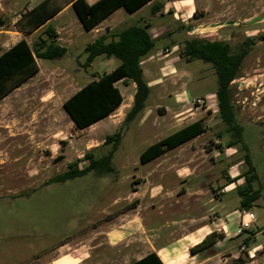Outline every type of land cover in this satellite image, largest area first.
I'll return each instance as SVG.
<instances>
[{
    "label": "rangeland",
    "instance_id": "rangeland-1",
    "mask_svg": "<svg viewBox=\"0 0 264 264\" xmlns=\"http://www.w3.org/2000/svg\"><path fill=\"white\" fill-rule=\"evenodd\" d=\"M40 1L0 0V53L21 38L32 43L43 34V29L33 35L23 32L26 21L21 18L22 13ZM67 1L52 0V3L62 6ZM193 2L194 8L186 12L180 22L182 24L169 29L171 32L164 30V36L155 41L151 51L156 53L159 47H164L159 55L161 60L174 56L173 66L188 73L176 78L164 74L161 86L166 93L157 95L159 86L153 85L148 103L156 100L173 108L177 104L190 105L191 100L194 104L193 100L198 97L216 95L218 83L212 63L202 59L188 60L182 55L185 39H221L236 46L250 36L256 43L232 82L233 101L243 127L241 140L228 145V141L233 139L232 132L226 131L227 127L219 115L216 95L213 106L205 112L210 120L201 138L205 141L201 144L207 153L197 150L193 156V160L201 163L208 173L192 175L184 183H173L170 177L168 180L167 177L160 179L158 173L151 172L148 177L152 182H166L165 187L179 188L174 196L151 199L153 191L146 189L149 184L143 179L154 166L150 163L143 165L140 155L154 135L149 134L152 130L147 126L138 131L140 113L127 126L114 153L113 164L116 167L113 171L91 172L65 182L44 184L52 176L65 171L69 162L83 158L87 151H93L96 156L107 153L111 144H103L104 139L116 131L109 126L101 129L110 120L80 129L63 107L67 98L92 79V74L110 72L120 63L117 57L99 55L87 69L82 67L80 62L86 58L84 48L91 42L92 34L81 28L82 35L78 36L74 28L76 34L70 38V48L64 57L39 59L40 70L0 99V264L46 263L73 246L80 247L79 241L86 236L90 237L86 248L92 247V250L77 264H123L133 259L132 251L141 243H146L149 249L153 245L183 249L189 245L191 236L187 232L196 221L204 215H207L206 220L213 221L218 214L228 223L227 238L197 257L191 252L192 248H186V253L179 255L177 264H195L208 256L213 257L203 264H264V8L257 9L255 0ZM260 2L264 3V0ZM250 16L252 18L245 22L244 19ZM72 19L78 20L73 8L53 21V25L61 27L63 22ZM113 19L117 20L119 29L143 24L145 20L155 26L176 24L173 14L153 16L150 6L136 13H129L122 7ZM258 20L263 22L256 23ZM249 22L250 25L247 24ZM63 34L61 36L65 37ZM175 41L178 46L172 53L166 45L172 46ZM166 65L171 67V62ZM119 85L127 100L131 87L123 83ZM176 87L177 93L174 92ZM210 104L207 101L200 110ZM212 108L214 114H211ZM164 113L165 110H160V114ZM143 131L147 136L138 137ZM219 135L222 139L216 143ZM210 136L211 140L206 139ZM176 152L182 157L185 154L179 149ZM247 152L258 173L254 187L262 189L263 197L259 204L249 209L255 217L252 229L239 233L248 235V242H245L234 238L239 235L237 230L242 221L250 218H243L241 214L237 184L228 183V179L222 176L226 169L232 172L231 168L241 161L237 166L240 177L247 168L244 162ZM215 157L218 159L216 162ZM85 163L88 160L79 165L84 166ZM218 173L221 177L212 181V186L220 190L218 212H215L216 206L210 207L204 200L197 201L182 191L183 187L190 192L199 184L205 186ZM243 182L244 178L240 177L239 184ZM139 217L145 230H139V220L137 226L134 224L133 219ZM130 231L132 234H128ZM251 231L261 233L255 236ZM119 233L127 236L112 246L110 242L117 241ZM180 234L183 236L178 237Z\"/></svg>",
    "mask_w": 264,
    "mask_h": 264
},
{
    "label": "trees",
    "instance_id": "trees-1",
    "mask_svg": "<svg viewBox=\"0 0 264 264\" xmlns=\"http://www.w3.org/2000/svg\"><path fill=\"white\" fill-rule=\"evenodd\" d=\"M152 0H97L89 3L87 0H68L72 2L79 21L86 31H91L101 21L110 16L115 10L123 7L127 12L134 13ZM63 6L52 3V0H42L32 8L22 13L26 27L23 32L30 34L42 27L43 34L32 43L21 38L10 48L0 53V99L16 89L39 70L37 59H60L68 53V48L59 43V34L56 31L52 18ZM151 24H135L119 30L107 29L84 48L86 58L80 65L87 69L96 57H117L118 66L112 71L105 72L92 79L78 91L67 98L63 107L75 125L86 128L112 114L123 102V95L115 84L122 80L124 83L133 81L136 91L131 108L124 120L113 133L104 139L103 144H111L110 150L100 156L93 151L84 153L83 158L68 163V168L52 176L45 183L65 182L69 179L94 172L98 174L109 173L115 169L113 157L125 135L127 126L133 122L145 108L150 95V86L146 81L141 66V60L155 47V40L150 33ZM256 41L247 37L240 44L233 46L229 41L212 40L203 37L185 39L181 54L188 60L202 59L212 63L217 75L218 112L225 123L227 132H232L233 139L228 141L231 146L241 140L242 125L238 121V108L233 101L232 82L242 69L245 57L250 53ZM204 119L192 122L181 129L163 137L149 145L140 155L142 163L149 162L175 147L187 142L191 138L206 131ZM221 136V135H219ZM88 160V164L79 167V162ZM247 168L240 177L244 178L242 184H237L241 209H250L260 203L263 197L261 188H255L254 182L258 173L247 152L244 157ZM237 177H228V183L236 182ZM247 231V230H245ZM255 234L254 231L250 232ZM247 234H239L234 240L244 239L248 242ZM218 240V233H211L198 245L192 247V253L203 252L212 248ZM130 264H165L160 256L152 251L134 260Z\"/></svg>",
    "mask_w": 264,
    "mask_h": 264
},
{
    "label": "crops",
    "instance_id": "crops-1",
    "mask_svg": "<svg viewBox=\"0 0 264 264\" xmlns=\"http://www.w3.org/2000/svg\"><path fill=\"white\" fill-rule=\"evenodd\" d=\"M87 1L89 3H94L97 0H87ZM166 1L167 0H165V1H163V0H152L139 9V10H141L145 6H150L151 13L153 16L165 15L167 13L173 14V20H174V23H176V24H174L171 27L161 26V24H158V26H155L151 23V21L144 19L145 21H147L151 24L149 31H150V33H151V35L155 41L164 36L163 35L164 30H169L171 28H174L175 25L182 24L180 22L183 21V16L186 15V12L188 10H191L194 8L193 7V4H194L193 0H168L167 3H165ZM176 2H179V3L176 5ZM262 2H260V0H255V3L257 4V6H256L257 9L260 7L264 8V3H262ZM260 3H262V4H260ZM62 6H63L62 9L57 14H55L53 16L52 21H55L59 16L68 12L72 8V2L65 3ZM30 8H32V7H30ZM121 8H118L117 10H115L110 16H108L106 19L101 21L91 31H87L88 33L92 34V37H91L92 40L91 41H93L100 34L104 33L107 29H109L111 31L112 30H119L117 20L113 19V18L117 14V12H119V10ZM139 10H137L136 12H138ZM136 12H134V13H136ZM249 18H252V16L245 18L244 21L247 22L246 20ZM141 19H140V21H141ZM70 21H72V22H70ZM262 22L263 21H259V20L256 21V23H259V24ZM247 24L250 25L251 23L249 22ZM251 26H253V25H251ZM54 27L59 34V37H58L59 43L63 46H66L67 48L68 47L70 48V44H71L70 38H72L76 34V33H74V28L77 31L78 36L82 35L81 28L84 29L81 22L79 21V19L78 20L77 19L66 20L65 22H63L61 27H57V26H54ZM41 29H42V27H40L39 29L35 30L34 32H32L30 34L33 35ZM169 32H171V30H169ZM62 33H64L67 37L66 36L62 37L61 36ZM60 40H63V42H60ZM67 40H68V43H64ZM217 40H221V39H217ZM225 41H228V40H225ZM177 46H178V43L176 41L174 42V44L172 46L166 45V47L171 48L172 53L175 52V50H176L175 48ZM10 47H8V48H10ZM69 48H68V51H69ZM163 48L164 47H162V48L159 47L158 50L156 51V53L150 52L149 54L144 56L141 60V66L143 68L144 77H145L146 81L148 82L150 89L153 85H155L157 87L159 86V90L157 92V95H161L163 92L166 93L164 88L162 89L163 86H161V85H163L162 84L163 81H161V80L163 79L164 74H168V77H170V78H176L178 75L182 76V75L186 74V72H187L184 69L176 68L173 66L174 62H175L174 60H176V57H174V56L169 58V59H166L165 61H162L161 60L162 58L159 57V55H160V51H162ZM97 58L98 57H96L95 60ZM39 59H41V58H39ZM39 59H37V62L39 64V67L41 68L40 63H39ZM169 62H171V67L168 65L165 66V64L169 63ZM101 75L102 74H92L91 76L92 77H99ZM120 83H123L124 86H126V87H131L128 90L129 97L127 100H125L126 96H125L124 90L119 85ZM115 84L119 87V89L123 95L124 99H123L122 104L112 114H110L109 116H107L105 118L100 119L97 122H94L93 124H91L88 127H95L96 125L102 124L106 120H110L108 124L102 125L101 129H105V126H109V127L115 128L117 130V128L120 126V124L124 120L126 113L129 111V109L131 108V106L133 104L134 94L136 91V84L133 81H129L128 83H124L122 80L117 81ZM151 90H150V93H151ZM177 91H178V89L176 87L174 92L177 93ZM169 94L172 95L173 91H172V93H169ZM148 99H149V97H148ZM148 99L146 101L145 108L140 112L141 118H140L138 125H137L138 131L140 129L143 130V128H145V126H147L148 128H150L152 130V133H149V134L154 135L153 140L150 142V144H148L146 146V148L149 145H151L152 143L162 139L163 137H165V136H167V135L181 129L182 127H184V126H186L192 122H195L199 119H204L205 126H206V128H208V122L210 119L206 118L205 112H206V110H208V108L210 109V106H213V102L216 99V95L212 94L211 96L210 95L207 96V100L209 102H211V104L208 107L204 108L203 110H200V106L194 105L192 103V100L190 101V105L188 104L185 106V104H177L176 106L171 108L170 106L163 105L156 100L150 104V103H148ZM156 99H158V98H156ZM188 103H189V101H188ZM160 110L161 111L165 110V113L160 114ZM211 111H212L211 114H214L213 108L211 109ZM205 132L191 138L187 142L175 147L174 149H172L170 151H167L166 153L162 154L161 156H159V157H157V158H155L149 162H146L144 164L142 163L143 165H148L150 163V164H153V166H154L151 169V171L147 172L145 178L143 179L144 183L149 184V185H147L146 189L147 190L150 189L151 192L153 191V193H151V197H150L151 199L169 198L171 196H174L175 193H177L176 191L179 190V188L175 189L173 187H165L166 182H165V184H162L160 181H155V182L149 181L148 177L150 176L151 172L160 174V176H161L160 179L167 177V180H168L171 178V181L173 183H177L178 181L184 183L185 181H188L189 177L192 175L208 173V171H205V169L201 167V163L195 162V160H193V156L195 155V152H197V150H204L205 151V146H203L201 144V142L205 141V140L201 139ZM139 134L140 135H138V137H140V138L147 136V133L145 135V131H143ZM206 139L211 140L212 138L210 136L209 138H206ZM221 139H222V137L219 136L217 139H215V142L219 143L221 141ZM178 149L185 153L183 157L180 156V154H178L176 152V150H178ZM215 149H214V151H215ZM205 152L207 153V151H205ZM216 160H218V159L215 157V162H216ZM81 162H83V160L80 161L79 163H81ZM240 162L235 164V166L233 168H231L232 172H229L226 169L224 171L225 175L222 177L227 178V179H228V177H232V178L237 177L238 172H239L237 166L240 165ZM87 164L88 163H85V165H87ZM84 166L79 165V167H84ZM114 166L116 167V165H114ZM219 177H221V176L218 173V174H216V176L214 178H212L210 181L206 182L205 186H202L201 184H199L197 189L190 191V192H188L186 190V188L183 187L182 191H185L186 192L185 194H187L188 197H193L197 201H199V200L202 201L205 199L206 196H209L211 194L214 196L215 200L219 201L220 200L219 199V191L220 190H217V188L215 189L212 186V181L214 179H218ZM239 178H237L236 182H232V185L238 184ZM44 184H46V183H44ZM221 191H222V189H221ZM215 212H218V208ZM205 217H207V215H204L203 217H201V219L199 218L200 221H196L194 226L187 232V235L189 234V236H191V237H190V241L188 243L189 245L184 247L183 249L179 248L177 250L176 248H166L164 246H154V245L152 246V248L149 249V247L146 246V243H141V245H139L137 247V249H134L132 251L133 252V256H132L133 259L128 260L127 263H123V264H130L132 261L141 259L142 257H144L145 255H147L148 253H150L152 251H155L160 256V258L162 259V261L165 264H177V262L179 260V255L186 253V251H185L186 248L191 249L192 247L198 245L203 239H205L211 233H213V232L218 233V240L215 244H218V242H220V240L227 238L228 223L225 220H223L219 216V214H218V217L216 219H214L213 221H211L209 219L206 220ZM130 220H132V219H130ZM133 220L135 221L134 224L136 226L138 225L137 220H139L138 228L140 231L145 230L144 224L142 223V218L140 219V217H139V219H133ZM193 220H196V219L193 217ZM109 233L110 232L108 231V234ZM260 233H261V231H255V236H259ZM128 234H132V232L130 231ZM113 235L116 236L117 234L114 233ZM119 236L120 237L117 239V241L110 242V244L112 246H115L117 244V242L119 240H121L122 238H126L127 235L122 236L119 233ZM182 236H183L182 234L178 235V237H182ZM89 239H90V237L86 236L83 239V241H79V243H81L80 247L79 246H77V247L73 246L68 251L61 252L59 254V256L52 257V258H50V260L48 262L41 263V264H77L78 262H81L82 260L87 258L91 253L92 247H90L91 249L86 248L87 243L90 241ZM199 253H201V252L193 254L194 257H197ZM216 255L217 254H215L214 256H216ZM211 257H213V256H208L200 262L196 261L195 264H201V263L203 264L204 262H206Z\"/></svg>",
    "mask_w": 264,
    "mask_h": 264
},
{
    "label": "built area",
    "instance_id": "built-area-1",
    "mask_svg": "<svg viewBox=\"0 0 264 264\" xmlns=\"http://www.w3.org/2000/svg\"><path fill=\"white\" fill-rule=\"evenodd\" d=\"M168 50V48H167ZM207 97H198V98H195L193 100L194 104L196 106H205V104L207 103ZM222 191H224V189H222ZM241 214L243 216V218L245 216L249 217L250 219H245L242 221V223L239 225L238 227V230H237V233H242L243 231L245 230H249V229H252L253 227V223L255 222V217H254V214H252L249 209H241Z\"/></svg>",
    "mask_w": 264,
    "mask_h": 264
},
{
    "label": "water",
    "instance_id": "water-1",
    "mask_svg": "<svg viewBox=\"0 0 264 264\" xmlns=\"http://www.w3.org/2000/svg\"><path fill=\"white\" fill-rule=\"evenodd\" d=\"M204 201H205L206 203H208L210 207H214V206H216L215 208H218L219 205H220L219 201L215 200V199H214V196H213L212 194L209 195V196H206L205 199H204ZM206 203H205V204H206ZM206 205H207V204H206Z\"/></svg>",
    "mask_w": 264,
    "mask_h": 264
}]
</instances>
